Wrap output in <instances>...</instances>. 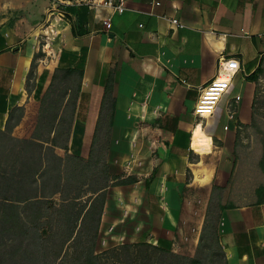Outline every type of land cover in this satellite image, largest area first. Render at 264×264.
Wrapping results in <instances>:
<instances>
[{"label":"crops","instance_id":"crops-1","mask_svg":"<svg viewBox=\"0 0 264 264\" xmlns=\"http://www.w3.org/2000/svg\"><path fill=\"white\" fill-rule=\"evenodd\" d=\"M100 2L0 0V130L18 107L20 121L10 134L33 135L39 105L27 79L42 62L35 35L56 15L45 32L62 43L56 62L83 73L67 153L88 159L106 128L109 174L133 180L107 188L96 250L146 242L194 257L213 209L228 264H264V204H255V190L264 185L261 155L247 150L240 132L255 121L264 0H127L122 14ZM222 58L236 59L240 72L215 113L198 119L192 108L199 90ZM259 63L258 79L247 81ZM198 123L213 141L210 156L189 150ZM244 190L251 192L247 203L228 195Z\"/></svg>","mask_w":264,"mask_h":264},{"label":"trees","instance_id":"trees-1","mask_svg":"<svg viewBox=\"0 0 264 264\" xmlns=\"http://www.w3.org/2000/svg\"><path fill=\"white\" fill-rule=\"evenodd\" d=\"M59 71L64 79L77 78L74 104L63 134L60 131L67 99L54 113L45 138L36 134L42 127L41 116L31 138L10 134L20 121L18 107L9 113L5 128L0 130V264H101L110 252H96L107 188L133 182L109 174L107 146L100 155L96 141L88 159L67 153L83 73L75 69ZM260 72L261 63L246 80L256 81ZM108 93L106 87L105 96ZM56 150H63L64 156H58ZM259 168L264 175V149ZM255 196V204H264V185L255 190ZM209 215L207 212L194 257L137 244L152 249L151 253L139 250L138 257L145 261L153 257V264H204L206 260L209 264H228L218 240V217L211 224ZM129 247L125 245V249Z\"/></svg>","mask_w":264,"mask_h":264},{"label":"rangeland","instance_id":"rangeland-1","mask_svg":"<svg viewBox=\"0 0 264 264\" xmlns=\"http://www.w3.org/2000/svg\"><path fill=\"white\" fill-rule=\"evenodd\" d=\"M56 15H49L47 17V21L44 22L43 25L39 27L36 36L37 42V53L36 56L42 60V62L34 64L33 69L31 70L29 77L27 79V90L33 91L35 90L34 97L38 100L39 111L40 107L42 110V114L39 113V117H42V127L36 131V134L42 136L43 138L46 137L48 125L52 122V117L57 110H61L63 106L61 102L65 104V100L67 99V109L63 117V124L61 128V134L67 128V124L69 123V117L72 112L73 104H74V97L76 93L77 87V78H69L64 79L61 77L62 73L59 71V66L57 61V56L60 54V47L61 44L56 46L57 40L54 39V35L52 33L45 34L47 27L50 26L52 20L56 18ZM49 38V46H47ZM56 49V50H55ZM51 50H55L53 53ZM38 65L42 68V71H37ZM261 80L258 82L256 87V97L254 100V114H255V121L250 125V127H243L241 135L244 136L245 142L248 144L247 150L250 152L257 151V156L261 155L264 149V59L262 62V72L260 74ZM39 120V118H38ZM38 123V121H37ZM37 124L35 126V129ZM34 129V132H35ZM198 132L196 134L197 139H203L207 142L210 141V138L204 133L200 132V127L197 128ZM33 132V133H34ZM106 128H103L100 140L96 144V148L98 153L101 155L104 151L105 147L107 146V136H106ZM63 135L61 136L62 139ZM256 149V150H255ZM257 171V167H255ZM247 176H251L248 175ZM99 180H102V177H99ZM248 184V185H247ZM250 184V185H249ZM245 185L251 186V182L246 183ZM229 196L236 203H247L252 200L250 197L251 192L248 190L244 191H229ZM216 220V211L212 209L209 215V222L214 224ZM137 244H149L150 243H137ZM137 244H130L131 247L125 249L124 247L117 246V247H110L105 249L107 246L99 247L96 252L102 253L106 250H110L108 254L103 256L101 264H153L155 259L152 257L151 260H144L141 257H138L139 250H148L149 253L152 250L151 248H144L141 246H137ZM154 246V245H152ZM125 250H127L125 254ZM127 255H129L127 257ZM204 264H209L208 261H204Z\"/></svg>","mask_w":264,"mask_h":264},{"label":"built area","instance_id":"built-area-1","mask_svg":"<svg viewBox=\"0 0 264 264\" xmlns=\"http://www.w3.org/2000/svg\"><path fill=\"white\" fill-rule=\"evenodd\" d=\"M126 2L127 0H101L100 6L112 10L114 13L122 14L126 8ZM59 17L62 18V15ZM170 23L178 28H183V25L175 19H171ZM103 25L106 29L110 28L107 20L103 21ZM240 69L239 62L234 58L220 60L215 77L199 90V96L192 108V114L196 118H208L215 113L222 98L229 91L234 76L240 72ZM198 127L201 132V126L198 123L192 132L189 150L196 156H210L214 151L213 141L210 137L209 142L200 138L195 140L196 142L194 141V133Z\"/></svg>","mask_w":264,"mask_h":264}]
</instances>
